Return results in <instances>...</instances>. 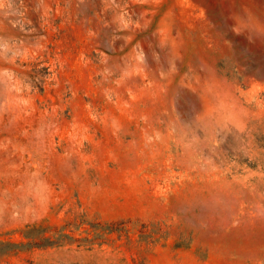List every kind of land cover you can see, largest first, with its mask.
I'll return each mask as SVG.
<instances>
[{
  "label": "rangeland",
  "instance_id": "1",
  "mask_svg": "<svg viewBox=\"0 0 264 264\" xmlns=\"http://www.w3.org/2000/svg\"><path fill=\"white\" fill-rule=\"evenodd\" d=\"M0 264H264V0H0Z\"/></svg>",
  "mask_w": 264,
  "mask_h": 264
}]
</instances>
